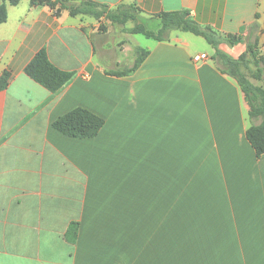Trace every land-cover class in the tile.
I'll return each instance as SVG.
<instances>
[{
    "label": "crops",
    "instance_id": "1",
    "mask_svg": "<svg viewBox=\"0 0 264 264\" xmlns=\"http://www.w3.org/2000/svg\"><path fill=\"white\" fill-rule=\"evenodd\" d=\"M92 1L106 11L7 3L0 23V264H264V153L237 81L203 36L156 40L106 17L132 6L158 29L161 12L187 10L237 35L235 50L257 38L264 57V0ZM138 47V68L113 74ZM42 48L72 73L54 92L24 71ZM77 107L103 118L95 136L54 128Z\"/></svg>",
    "mask_w": 264,
    "mask_h": 264
},
{
    "label": "trees",
    "instance_id": "2",
    "mask_svg": "<svg viewBox=\"0 0 264 264\" xmlns=\"http://www.w3.org/2000/svg\"><path fill=\"white\" fill-rule=\"evenodd\" d=\"M19 2L20 0H0V23L7 19V3L16 5ZM29 3L35 6H47L56 15H59L64 10H68L71 14H91L94 16H100L101 12L106 11L104 8L97 11V7H102L92 0H29ZM130 11L135 12V8L132 6H120L114 13H110L108 16L111 19H118V21L133 19L135 15ZM119 14L122 15V20L120 19L121 17ZM159 22L160 26L156 31H152L144 27L142 24L137 23L134 25L132 32L142 33L145 36L156 40H166L168 38V33L171 30L187 31L203 36L214 49L213 57L221 63L223 67L222 71L231 75L243 91L245 100L249 106V116L253 121H258V123H253L247 128L245 133L246 138L254 148L257 156L263 154L264 89L249 81L246 74L242 71L241 68H243V65L248 62V60L244 59L245 54L233 58L225 52L220 51L218 49L220 36L217 32L210 27L199 25L189 15L187 10L163 11L159 14ZM222 38L231 41L233 39L237 40L239 37L237 35H227ZM246 52L249 53V59H252V61L255 60V62H261L264 68V57L258 55L257 38L255 41L246 45ZM135 53L136 57L133 66L130 69L120 73L114 72L113 74H126L134 71L142 63L149 51L138 47L136 48ZM24 71L32 79L53 92L61 88L72 76L71 72L61 70L53 65L44 48L36 52L33 58L25 66ZM255 75L257 77L259 76L258 74ZM10 77L11 73L8 70H5L0 74V90L7 86ZM103 123L104 120L102 117L85 108L77 107L58 117L53 122V126L63 134L84 138L95 136L103 126Z\"/></svg>",
    "mask_w": 264,
    "mask_h": 264
},
{
    "label": "rangeland",
    "instance_id": "3",
    "mask_svg": "<svg viewBox=\"0 0 264 264\" xmlns=\"http://www.w3.org/2000/svg\"><path fill=\"white\" fill-rule=\"evenodd\" d=\"M101 9H103V8H99V7H97L96 8V10L97 11H99V10H101ZM127 9V8H126ZM105 12V11H104ZM104 12H101V15L104 13ZM133 15H135V17L133 18V19H127V20H125V21H123L124 23L125 22H133L134 24H133V26L131 27V28H127V27H125L124 25L123 26H121L120 24H122V23H120V22H122V21H118V19H111L108 15L109 14H107V16L106 15H104V16H106L108 19H110L111 21H113V22H118L117 24H119L118 26H117V29H118V27L120 26V27H122L126 32H132V29H133V27H134V25L135 24H137L135 21L137 20V17H136V12H133V11H130ZM152 29H150V30H152V31H156L157 29H156V26L154 25V26H150ZM147 28V27H146ZM149 29V28H148ZM122 30V29H121ZM116 37L118 38H120L121 37V32H116ZM121 41V40H120ZM237 42V40L235 39H233V40H225L224 38H222V37H220L219 38V43H218V49L220 50V51H223V52H225L226 54H228L229 56H231V57H233V58H237V57H239L240 55H242V54H245V56H244V59H246V60H248V62H246L245 63V65H243V68H241L242 69V71L246 74V76H247V78L249 79V81H251L252 83H255L256 85H259L260 87H262L263 89H264V68H263V66H262V63L261 62H255V60H253L252 61V59H249V53H247L246 52V48H244V50H239L238 48V50L236 49L235 50V48H233V47H231V46H233L235 43ZM203 44L205 45V46H207L208 47V44L207 43H204V41H203ZM229 49H232V52L230 53L228 50ZM214 54V53H213ZM258 55H260V54H258ZM250 60V61H249ZM255 74H258L259 76L257 77Z\"/></svg>",
    "mask_w": 264,
    "mask_h": 264
},
{
    "label": "built area",
    "instance_id": "4",
    "mask_svg": "<svg viewBox=\"0 0 264 264\" xmlns=\"http://www.w3.org/2000/svg\"><path fill=\"white\" fill-rule=\"evenodd\" d=\"M205 58H206V54L201 53V54H199V55H195V56L193 57V60L196 62V61H199V60H202V59H205Z\"/></svg>",
    "mask_w": 264,
    "mask_h": 264
}]
</instances>
